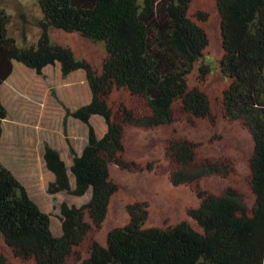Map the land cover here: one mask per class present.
Returning a JSON list of instances; mask_svg holds the SVG:
<instances>
[{"label": "trees", "instance_id": "trees-1", "mask_svg": "<svg viewBox=\"0 0 264 264\" xmlns=\"http://www.w3.org/2000/svg\"><path fill=\"white\" fill-rule=\"evenodd\" d=\"M38 1L43 16L39 38L32 45H18L9 27L11 16L0 9V86L12 73L14 60L38 74L56 63L64 76L86 71L92 100L76 110L67 108L64 119L65 130L70 116L90 127L81 155L69 142L76 188L70 187L65 161L48 143L45 160L56 176L48 188L51 194L67 191L81 196L92 188V197L82 206L62 204V234L55 235L51 215L0 161V235L12 255L34 264H264V0H217L223 48L219 64L231 79L221 99L222 114L226 121L240 122L254 140L252 206L236 188L215 194L200 186L204 177H227L235 168L228 157L201 159L197 141L165 140L168 163L161 166L155 160L141 164L125 157L128 127L167 126L177 111L188 119L215 123L209 97L189 82L209 45L200 24L208 20L207 12L189 14L193 0ZM51 28L104 42L107 54L100 68L52 41ZM210 72L208 64L199 66L201 77ZM118 90H127L135 102L112 100ZM93 115L103 116L108 125L102 137L90 122ZM6 117L0 99V140ZM111 165L134 173L155 171L167 175L175 186L193 187L200 204L187 213L198 227L185 221L144 227L149 204L137 201L127 205L129 222L109 231L106 244L91 237L101 229L120 189L111 177ZM0 264H9L3 252Z\"/></svg>", "mask_w": 264, "mask_h": 264}, {"label": "rangeland", "instance_id": "rangeland-1", "mask_svg": "<svg viewBox=\"0 0 264 264\" xmlns=\"http://www.w3.org/2000/svg\"><path fill=\"white\" fill-rule=\"evenodd\" d=\"M0 9L6 10L11 16L9 27L19 46L37 42L40 35L38 22L43 16L38 0H0ZM197 11L209 14L208 20L200 23L208 34L209 45L191 72L189 82L191 86H199L207 94L216 121L213 123L208 118L188 119L182 116L181 111H177L175 121L167 126L150 130L128 127L125 136L127 146L125 157L141 164L155 160L161 166L164 165L163 163H168L164 149L165 140L180 137L197 141L201 159L228 157L233 159L234 165L229 162L235 168V171L227 177H204L200 181V186L215 194H222L228 187L236 188L252 206L255 195L250 186V158L254 151V140L240 122L226 121L222 114L221 99L229 88L231 79L222 74L219 64L223 56V48L221 16L217 0H193L189 14L194 15ZM50 35L52 41L70 47L77 58H84L95 67L100 68L107 54L104 42H94L77 33H66L51 28ZM18 62L10 77L1 86L0 99L2 97L7 117L2 123L0 160L12 168L40 208L51 215L53 233L61 235L62 204L66 202L70 206H82L91 199L92 190L89 189L81 196L67 191L51 194L48 188L56 177L54 181H50L52 171L47 167L45 154L44 159L40 160L38 156L32 154L30 148L23 153V148L30 145L31 148H35L32 143L39 144L46 140L53 144L61 157L65 158L69 184L74 190L76 177L71 170L73 164L71 159L74 160L75 155L71 151L69 142L75 152L81 155L89 143L90 127L85 122L70 116L65 130L64 119L67 108L76 110L83 103H89L92 100V92L84 69L71 72L74 79L72 82V79L68 78L70 73L64 76L62 72L63 78L60 79L57 63L47 69L44 68L42 74H38L24 63L21 62L25 66ZM202 64H208L211 68V72L206 77H201L199 73V66ZM13 79H15L14 85L9 87V80ZM41 83L42 85H39ZM43 92L47 93L45 100L42 99ZM111 97L117 102L121 100L135 102L134 97L130 96L127 90L115 91ZM90 122L98 136L106 133L107 124L104 117L94 115ZM39 151H41L40 147ZM110 173L113 180L120 185V189L111 200L101 229L95 230L91 237L106 244L109 231L115 227H123L129 222L127 205L137 201H146L149 204L148 218L144 227H164L184 221L193 227H198L187 213L190 208L200 204L193 187L175 186L167 175L157 174L155 171L145 170L134 173L111 165ZM89 240L90 238L87 241ZM83 250L86 252L85 245ZM0 252L7 255L9 264H34L32 261L15 258L1 235ZM69 264L73 263L69 262Z\"/></svg>", "mask_w": 264, "mask_h": 264}, {"label": "crops", "instance_id": "crops-1", "mask_svg": "<svg viewBox=\"0 0 264 264\" xmlns=\"http://www.w3.org/2000/svg\"><path fill=\"white\" fill-rule=\"evenodd\" d=\"M10 31H11V29H10ZM16 62L17 61H13V70H14V67H15V65H16ZM18 63H20L21 65H23V66H25L24 64H22L21 62H18ZM56 65V64H55ZM57 66H58V68L60 69V73H59V77H60V79H62L63 78V75L61 74L62 73V70H61V65H60V63H57ZM27 67V66H26ZM48 67H50V65H47L46 67H44L45 69H47ZM23 68V67H22ZM28 68H30V67H28ZM44 68H43V70H44ZM32 69V68H31ZM34 70V69H33ZM36 71V70H35ZM13 72V71H12ZM37 73V72H36ZM12 74V73H11ZM10 74V75H11ZM81 74H82V72H81ZM10 75H9V77H10ZM83 75V74H82ZM69 77V79L71 78L72 79V82L74 81V79L72 78V74L70 73L69 75H68ZM9 77H7V78H9ZM87 79V78H86ZM14 80L15 79H13L12 81H10L9 80V83H8V86L9 87H12L13 85H14ZM6 81V80H5ZM4 81V82H5ZM3 82V83H4ZM3 83L1 84V86L3 85ZM54 83V82H53ZM86 83V82H85ZM88 83V82H87ZM39 85H42V83L41 84H39ZM1 86H0V95H1ZM47 91V90H46ZM12 95L14 96V93H13V91H12ZM47 97V93L46 92H43V100H45V98ZM16 97L14 96V99H15ZM1 102H2V97H1ZM88 103V102H87ZM87 103H83L82 105H85V104H87ZM3 104V103H2ZM81 105V106H82ZM4 106V105H3ZM41 109H42V107H41ZM94 116V115H93ZM97 116H100V115H97ZM102 117V116H101ZM103 118V117H102ZM76 119V118H75ZM6 120V118L5 119H3V122ZM2 122V123H3ZM2 127H3V125H2ZM107 130H105V132H106ZM104 134H102V136H103ZM101 135L99 136V137H102ZM1 139H2V136H1ZM0 143H1V140H0ZM47 143H49L52 147H53V144H51L49 141H47L46 140V142L45 141H43V142H41V143H39V144H34V143H32L33 145H34V147L35 148H31V145L30 146H27V147H24L23 148V153H26L27 151H28V149L30 148L31 149V151H32V154L34 155V156H38L39 157V159L41 160V158L42 159H44V154H45V149H46V144ZM39 147L41 148V151H39ZM53 148H55V146L53 147ZM57 149V148H56ZM40 153H41V157H40ZM72 158V157H71ZM1 159V158H0ZM64 160H65V158H63ZM68 160H70V157H68ZM72 161H73V158L71 159ZM1 161V160H0ZM1 162H3V161H1ZM44 162V161H43ZM4 164V163H3ZM72 164V162H70L69 163V165H71ZM7 168H9L10 170H12V168H10V167H8L6 164H4ZM31 169V168H30ZM13 171V170H12ZM31 171H32V169H31ZM13 173H14V175L20 180V178H19V176L13 171ZM53 173V172H52ZM51 173V179H50V181H54L55 180V174L53 173L52 174ZM75 179V178H74ZM21 181V180H20ZM71 182H72V179H71ZM74 182H75V180H74ZM22 183V182H21ZM23 184V183H22ZM24 185V184H23ZM27 190H28V188H27ZM28 192H29V195L32 197V194L30 193V191L28 190ZM33 198V197H32ZM34 199V198H33ZM35 200V199H34ZM36 201V200H35Z\"/></svg>", "mask_w": 264, "mask_h": 264}, {"label": "clouds", "instance_id": "clouds-1", "mask_svg": "<svg viewBox=\"0 0 264 264\" xmlns=\"http://www.w3.org/2000/svg\"><path fill=\"white\" fill-rule=\"evenodd\" d=\"M103 117V116H102ZM107 124V123H106ZM107 130H108V125H107ZM107 132V131H106ZM99 137V136H98ZM63 159V158H62ZM64 160V159H63ZM27 189V188H26ZM92 190V188H90ZM39 205V204H38Z\"/></svg>", "mask_w": 264, "mask_h": 264}]
</instances>
